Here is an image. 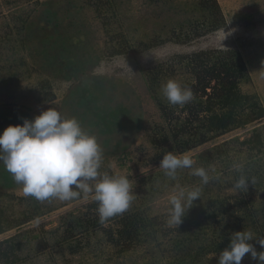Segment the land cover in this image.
Returning a JSON list of instances; mask_svg holds the SVG:
<instances>
[{
    "label": "rangeland",
    "instance_id": "374dc122",
    "mask_svg": "<svg viewBox=\"0 0 264 264\" xmlns=\"http://www.w3.org/2000/svg\"><path fill=\"white\" fill-rule=\"evenodd\" d=\"M215 1L223 26L175 42L202 17L197 0H0V135L9 125H23L25 119L31 121L54 107L97 138L104 158L100 170L127 176L134 182L135 196L122 215L92 226L99 220L93 194L41 203L23 195L22 185L0 161V247L14 236L10 241L18 246L12 264H173L177 236L166 221L169 197L177 185L204 187L193 205L207 204L213 212L210 228L183 241L192 254L207 248L209 239L218 241L224 233L240 231L226 226L231 216L241 214L237 210L230 216L231 206L236 210L245 202L242 207L252 211L254 225L264 228V0ZM120 48L123 53L112 54ZM207 49L239 56L246 77L238 89L246 102L258 104L261 116L179 150L170 135L185 111L180 105L172 107L161 88L169 79L181 85L193 81V66L182 57ZM153 95L166 102L164 110ZM195 101L197 97L187 105ZM248 109L243 106L241 118ZM255 133L260 145L254 154L255 148L249 152L247 146H255ZM246 139L252 143L241 145ZM167 152L189 155L193 167H204L210 176L218 173L220 179L202 185L186 168L178 170L177 180H169L159 168ZM234 163L243 165L249 180L258 176L247 192L234 187L241 175L232 168ZM125 215L145 226L122 249L109 237ZM77 217L82 227L69 236L67 224ZM240 219L248 224L244 216ZM219 254L207 250L197 256L201 264H218Z\"/></svg>",
    "mask_w": 264,
    "mask_h": 264
},
{
    "label": "clouds",
    "instance_id": "9594fccd",
    "mask_svg": "<svg viewBox=\"0 0 264 264\" xmlns=\"http://www.w3.org/2000/svg\"><path fill=\"white\" fill-rule=\"evenodd\" d=\"M162 94L171 105L184 106L194 99L191 88L182 87L169 79L162 85ZM103 149L94 135L86 132L76 118H64L50 107L23 125H9L0 135V161L15 183L22 185L25 197L43 203L58 199L70 201L81 194H93L98 203V222L103 225L110 218L122 215L135 196L133 181L123 175L102 172ZM195 161L187 154L167 152L159 168L169 180L178 179V170L191 169L190 175L199 177L202 185L219 180L220 175L210 176L204 167H193ZM232 168L241 173L234 187L247 192L255 177L243 175V165L234 163ZM215 169L212 172L215 173ZM202 187L186 189L179 185L169 197L171 207L166 221L169 227L178 228L182 217L193 202L200 199ZM264 248V236L255 237L251 230L234 232L230 244L220 252L218 264H241L246 254L264 264V251L258 252L251 241Z\"/></svg>",
    "mask_w": 264,
    "mask_h": 264
},
{
    "label": "trees",
    "instance_id": "16d2710c",
    "mask_svg": "<svg viewBox=\"0 0 264 264\" xmlns=\"http://www.w3.org/2000/svg\"><path fill=\"white\" fill-rule=\"evenodd\" d=\"M196 5L201 10L202 17L193 22V24L190 23L191 28L184 31L185 33L183 39H175L177 36L174 35L175 42H185L192 38L212 32L223 26L224 19L215 0H197ZM123 52V48H120L114 50L112 54H121ZM231 52L232 51L224 52V54L220 56V51H217L216 49H207L191 52L185 55V57H182L186 60L187 64L193 66V69L189 71L193 75V81H187L181 86L191 88L194 93V97H197V101H195L194 104H185L179 108L181 111H185L184 117L182 122L178 124V129L173 130L170 135L177 149L188 150L203 143L209 138L218 136L246 123L249 120H252L253 118L261 116L262 111L257 107L258 104L256 102H254L255 104L246 102L244 95H242L238 89V83L246 76L241 59L236 53ZM155 79L156 76L152 79V81ZM147 81L149 88H151V80ZM153 98L160 109L164 110L167 106L166 102L160 101V99L155 95H153ZM244 105L250 108L248 109L250 113L244 114V118H241L240 113ZM176 106L179 105H172V107ZM251 112L253 113L252 115ZM194 123L196 125H192ZM183 135L187 136L186 139L181 138ZM254 137L255 146L251 145L247 146V148L249 152L253 150L252 148H255V154L256 151L259 150L260 142L258 141L257 133L254 134ZM246 143H252V140L246 139L240 142L241 145H245ZM234 177L236 179L238 178L236 175H234ZM247 177L249 178V176ZM255 177L258 178L256 175ZM202 188L204 190V187ZM203 194H205V192H203ZM235 201L236 203L241 204L240 201ZM214 202L215 201H210L213 206H216ZM216 203H218V201H216ZM244 203L242 205H244ZM242 205L239 208L236 207V210L235 207L231 206L229 209L230 212L228 213L230 216L232 211L237 210L240 211L241 214H239V217H236V215L234 217L231 216V219H233L232 223L231 225L226 224V226H229V229L237 227L240 231H244V228L247 226L248 230L254 232V238L264 236V228L262 224L254 225L256 221H253L252 211H247L248 208H243ZM206 206L208 205H193L182 217V223L180 226L175 228V235L177 238L175 240L173 250L176 253V258L174 259L173 264H201V260L198 259V256L202 255L203 252L205 253L208 250L210 252L219 253L225 249V246H229L232 235L230 232L226 234L224 233V237L220 236L218 241L209 239L207 248H199L200 250L197 249L194 254L189 251L190 247L186 248L184 246L183 241L186 240V237L189 234L197 237L199 232L204 228L211 227V221L209 218H212L213 212H210ZM213 211L216 210L213 208ZM242 216L246 218L248 224L241 223L240 218ZM134 218V216L132 218L127 215L120 218L119 221H117V224L120 227L115 229L114 234L109 237V240H114L117 243L119 242L122 249H125L128 244L134 242L137 236L135 232L139 228L145 226L139 222V218ZM80 221L81 219L77 217L72 223L67 224L68 228L66 233H68L69 236L73 234V230H80L82 227V223H80ZM98 224L100 223L96 221L94 223L92 221L91 223L92 226ZM83 228L84 230L88 229L86 225L85 227L83 226ZM217 228L218 225L216 229ZM3 230V226L0 224V232ZM13 237L14 236L4 239V244L0 247V260H4L7 264H12L11 262H13L15 258L13 252L15 249L14 247L18 246L17 243H11L10 240H12ZM62 238L66 239L67 236ZM251 243L255 246L258 252L264 251V248L256 243L255 239L251 241ZM253 261L255 260L251 259L250 254H246L242 259L241 264H251Z\"/></svg>",
    "mask_w": 264,
    "mask_h": 264
}]
</instances>
